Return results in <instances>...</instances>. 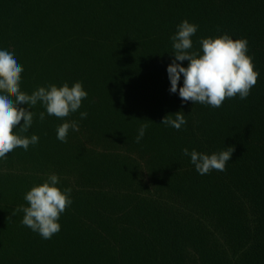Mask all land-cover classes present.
I'll use <instances>...</instances> for the list:
<instances>
[{"label": "trees", "instance_id": "trees-1", "mask_svg": "<svg viewBox=\"0 0 264 264\" xmlns=\"http://www.w3.org/2000/svg\"><path fill=\"white\" fill-rule=\"evenodd\" d=\"M185 19L192 51L202 37L247 39L259 75L246 99L213 108L168 92L169 37ZM0 48L22 64V91L87 92L63 118L79 124L65 142L60 118L34 116L38 143L0 159V264H264V0H0ZM177 111L180 130L160 124ZM224 146V171L205 175L182 153ZM52 172L72 204L45 240L11 214Z\"/></svg>", "mask_w": 264, "mask_h": 264}, {"label": "clouds", "instance_id": "clouds-1", "mask_svg": "<svg viewBox=\"0 0 264 264\" xmlns=\"http://www.w3.org/2000/svg\"><path fill=\"white\" fill-rule=\"evenodd\" d=\"M198 25L187 19L181 20L170 35L171 61L166 66L169 81L168 92L176 94L181 104L191 101L213 108H219L225 98L236 97L244 100L250 89L256 84L259 73L254 70L252 57L248 55L247 39H233L229 34L199 38L200 48L192 51L191 37L197 32ZM187 61L186 66L181 62ZM23 66L11 48H0V159L15 148L27 151L30 145H36L39 137L28 133L36 116L43 121L45 116L61 119L56 127V139L65 142L69 130L76 132L79 124L76 120L63 119L77 112L87 92L80 81L69 86L64 82L37 86L31 93L21 90ZM178 83L180 86L178 87ZM39 103L43 111L34 113L32 108ZM23 105V106H22ZM26 106V107H25ZM80 119L87 117L86 111L79 112ZM21 120L23 121L21 123ZM186 123L182 111L165 115L160 124L180 130ZM147 125L137 129L136 142L145 135ZM233 147L228 146L210 154L182 149L189 163L200 175L212 170L224 171L229 162ZM71 189L61 188L60 179L54 172L49 173L42 183L27 190L23 199L26 205L13 210L23 213L20 224L37 233L42 239L51 237L60 231L59 219L65 209L72 204Z\"/></svg>", "mask_w": 264, "mask_h": 264}]
</instances>
